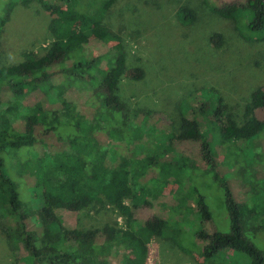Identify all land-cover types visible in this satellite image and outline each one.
<instances>
[{
    "label": "trees",
    "instance_id": "trees-1",
    "mask_svg": "<svg viewBox=\"0 0 264 264\" xmlns=\"http://www.w3.org/2000/svg\"><path fill=\"white\" fill-rule=\"evenodd\" d=\"M34 1L51 18L45 53L25 52L15 65H3L0 57V231L14 264H146L148 245L163 236L165 214L179 190L167 197L164 189L181 183V175L188 180L194 169L220 180L230 228L228 234L198 232V239H208L198 264H216L226 250L246 254L248 264H264V252L243 237L246 210L223 176L236 170L237 159L264 158V89L250 94L241 123L213 88L182 99L175 124L162 113L129 109L119 97L126 56L104 23L116 0L12 2L0 18V33L17 4ZM204 5L233 21L246 42L264 41V0ZM176 15L184 26L196 20L186 6ZM108 43L118 50L102 52ZM210 43L221 48L222 35L213 34ZM142 78L136 69L134 79ZM185 145L190 152L180 149ZM19 177L30 206L21 201ZM195 201L200 220L209 221L205 198L198 194ZM152 203H159V213ZM97 205L114 210L123 226L68 227L65 213ZM249 214L264 221V206Z\"/></svg>",
    "mask_w": 264,
    "mask_h": 264
},
{
    "label": "rangeland",
    "instance_id": "rangeland-1",
    "mask_svg": "<svg viewBox=\"0 0 264 264\" xmlns=\"http://www.w3.org/2000/svg\"><path fill=\"white\" fill-rule=\"evenodd\" d=\"M17 1L20 0H0V18L7 4ZM204 3L206 0H116L109 9L104 23L118 36L126 56L127 71L119 86V97L129 109L162 113L175 124L180 115L179 102L193 90L205 87L220 93L236 121H243L244 106L250 94L256 88L264 89V41L246 42L233 21L211 13ZM181 6L195 13L192 25L184 26L178 21L176 12ZM50 19L38 2L28 6L17 4L0 33L2 64L20 63L22 55L28 51L43 55L52 41L48 31ZM216 33L223 37L221 48L210 43ZM101 47L102 52L116 48L111 43ZM136 69L142 70L140 80L134 79ZM27 99L32 98L27 96ZM191 147L185 145L180 149L186 153ZM11 156L14 167L17 159ZM251 159L250 163L237 159L236 170L223 176L235 200L246 210L243 237L264 252L263 217L254 220L249 214L250 209L258 212L264 206V158ZM225 165L228 168L227 163ZM192 174L188 180L186 175H181V183L171 182L164 189L163 194L172 197L179 188L176 197L171 199L172 205H168L170 211L165 214L168 224L163 236L152 239L148 245L146 264H198L197 259L208 242L207 238L198 239V232L229 233L220 180L214 179V173L206 174L204 169H194ZM15 182L21 201L30 206L24 193V179L19 177ZM198 194L205 198L211 215L209 221H202L198 216L195 201ZM152 204L153 211L159 213V203ZM65 222L68 227L82 230L107 224L123 226L122 218L114 210L99 205L79 213H65ZM28 226L30 230L35 229L32 223ZM218 258L216 264L249 263L246 254L231 250L220 252ZM15 262L7 239L0 231V264Z\"/></svg>",
    "mask_w": 264,
    "mask_h": 264
}]
</instances>
